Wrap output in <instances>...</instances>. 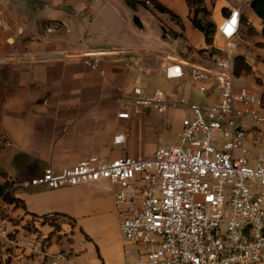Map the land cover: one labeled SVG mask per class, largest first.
<instances>
[{
    "label": "crops",
    "instance_id": "0c3cea01",
    "mask_svg": "<svg viewBox=\"0 0 264 264\" xmlns=\"http://www.w3.org/2000/svg\"><path fill=\"white\" fill-rule=\"evenodd\" d=\"M204 1L208 15L200 27L210 24L215 29L231 8L242 12L246 24L240 29L237 57L243 58L249 72L240 76L250 90L264 94L262 20L248 0ZM150 2L0 0V55L18 57L0 62V185L7 184L20 200L15 207L0 199L17 220L11 223L0 217V223L15 229L11 242L0 241V264H51V256L59 253L65 259L57 264L144 260V246L121 239L115 186L109 182L57 189L20 184L48 168L58 173L90 155L104 160L151 157L157 148L172 145L165 138L170 131L178 142L181 120L190 114L187 107L169 106L163 114L144 108L128 119L117 117L125 104L134 106V87L149 94L173 91L195 103L217 99L216 93L199 94L187 74L171 80L164 74L172 62H182L184 68L204 64L203 51L213 35L207 43L204 31L192 24L201 12L194 15L195 7L186 0ZM115 50L117 54L100 62L104 74L78 57ZM244 126L252 155L264 153L253 143L258 135L263 142L262 134L250 122ZM118 134H123L124 142L114 144ZM52 219L57 225L47 222Z\"/></svg>",
    "mask_w": 264,
    "mask_h": 264
},
{
    "label": "built area",
    "instance_id": "2783aa9c",
    "mask_svg": "<svg viewBox=\"0 0 264 264\" xmlns=\"http://www.w3.org/2000/svg\"><path fill=\"white\" fill-rule=\"evenodd\" d=\"M245 24L239 8H231L203 51L204 64L184 68L182 62H172L164 67L168 80L187 74L199 94L216 93L215 101L189 102L173 91L149 94L134 87V106L125 104L117 113L119 119H128L144 108L163 114L169 106L187 107L190 114L181 120L177 144L161 146L147 158L104 160L90 155L58 173L45 169L20 186L57 189L109 182L115 186L121 239L146 249L139 264H264V191L254 194L249 183L256 179L264 186V153L252 155L244 126L250 122L262 134L263 142L258 135L253 143L264 150V104L235 73ZM117 53L89 51L78 57L99 70L104 57ZM17 58L0 55V62ZM123 142V134L114 136V144ZM12 235L15 229L0 223V241L11 242ZM62 259L59 253L50 263Z\"/></svg>",
    "mask_w": 264,
    "mask_h": 264
},
{
    "label": "trees",
    "instance_id": "16d2710c",
    "mask_svg": "<svg viewBox=\"0 0 264 264\" xmlns=\"http://www.w3.org/2000/svg\"><path fill=\"white\" fill-rule=\"evenodd\" d=\"M251 9L253 12L262 20V35L264 36V0H248ZM187 4L189 7H195L196 13L205 11V8L201 7V0H186ZM157 7L161 9L162 11H166V9L162 8L161 6ZM199 25V24H198ZM200 30L204 31L205 36H206V41L209 43L211 41V36L210 38L208 37L207 31L205 30L204 27L198 26ZM260 46H264V42L259 44ZM249 72V66L244 62L243 58L237 57L235 59V73L236 75L240 76L242 73H247ZM0 199L7 205H14L17 207L20 203V200L15 198L10 190L9 186L7 184L0 185ZM0 263H1V258H0Z\"/></svg>",
    "mask_w": 264,
    "mask_h": 264
},
{
    "label": "rangeland",
    "instance_id": "374dc122",
    "mask_svg": "<svg viewBox=\"0 0 264 264\" xmlns=\"http://www.w3.org/2000/svg\"><path fill=\"white\" fill-rule=\"evenodd\" d=\"M145 1V0H144ZM202 2H201V7H203L204 5H205V1L204 0H201ZM145 3V2H144ZM204 8V7H203ZM141 10H146L145 8H143L142 7V9ZM142 13H141V15L142 16H145V12L144 11H141ZM196 14V11H194V15ZM207 12H206V10L205 11H202L201 12V14H200V19H196V17L194 16V18L191 20L192 21V24L194 25V27H197V25H198V23L201 21V20H206V17H207ZM200 30V29H199ZM205 30L207 31V34H208V37L210 38V36H212L213 35V32H214V28L209 24V25H205ZM204 35H205V33H204ZM205 38H206V36H205ZM157 40H159V41H161V39L160 38H157ZM161 42H163V41H161ZM207 42V41H206ZM164 46V45H163ZM165 47H167L166 45H165ZM116 48H119V49H122V46L121 45H117V47ZM168 49H170V50H172V51H177L176 50V47H171V46H169L168 47ZM256 84L257 85H261L262 83H261V81H259V80H256ZM259 97L262 99V100H264V94H259ZM165 138H167L168 139V141H169V143H167V144H175L177 141H176V137L175 136H173V134H172V132L170 131V132H167L166 133V135H165ZM163 139V138H162ZM178 143V142H177ZM176 143V144H177ZM249 183H250V186H251V189H252V192L255 194V193H261V192H263L264 191V186H260L259 185V183L257 182V180L256 179H250L249 180ZM7 209L8 208H6L5 207V205L3 204V203H1L0 204V217H4V218H6L9 222H11V223H14V222H16L17 220L16 219H14V217H12V214L10 213V212H8L7 211ZM47 222L48 223H52V224H56L55 222H54V220L52 219V221H49V220H47ZM57 225V224H56Z\"/></svg>",
    "mask_w": 264,
    "mask_h": 264
}]
</instances>
